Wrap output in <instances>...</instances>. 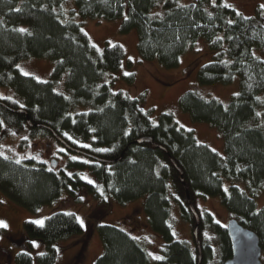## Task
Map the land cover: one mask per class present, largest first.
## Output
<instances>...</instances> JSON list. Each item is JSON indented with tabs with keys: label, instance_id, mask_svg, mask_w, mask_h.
Instances as JSON below:
<instances>
[{
	"label": "trees",
	"instance_id": "16d2710c",
	"mask_svg": "<svg viewBox=\"0 0 264 264\" xmlns=\"http://www.w3.org/2000/svg\"><path fill=\"white\" fill-rule=\"evenodd\" d=\"M65 1L0 0V87L15 95L13 100L0 97V101L26 112L15 113L0 105V131L3 123L16 131L27 130L30 136H53L52 130L71 147L104 161L67 149L91 163L70 159L55 171L31 159L0 155V191L31 212L52 203L63 191L73 197L78 189L101 202L106 197L120 204L144 198L148 226L163 241L158 255L128 231L99 224L102 252L92 264H197L193 237V244L175 238L170 225L173 203L184 222L195 223L181 173L199 217L201 264H211L213 256V245L201 240L204 227L216 237L217 264L231 256V244L224 225L210 212H198L194 205L198 197H218L233 218L258 235L263 252L264 208L257 209L255 198L264 193V11L258 7L246 15L224 0H73L74 9L67 11L62 6ZM75 13L121 19V34L137 33L139 57L156 60L165 68L177 67L181 55L198 38L205 39L212 59L198 69V83L228 85L238 78L239 90L227 104L188 90L179 106L193 121L208 123L222 133L224 155L197 142L170 112L161 113L154 123L150 111L144 110L145 95L129 97L113 90L114 79L109 80L108 73L121 68L124 51L118 44L99 51L73 20ZM28 57L53 60L49 80L39 81L18 70L17 63ZM126 64L131 66L130 61ZM63 78L66 94L57 91ZM123 78L134 82L132 72ZM80 106L85 109L71 113ZM26 116L50 130L28 127ZM140 137L152 142H133ZM76 170H87L102 188ZM224 180L230 182L227 191ZM237 182H244L247 192ZM22 228L45 251L34 257L20 251L16 264H55L59 252L55 244L83 232L77 217L64 211H53L43 224L26 220Z\"/></svg>",
	"mask_w": 264,
	"mask_h": 264
},
{
	"label": "rangeland",
	"instance_id": "374dc122",
	"mask_svg": "<svg viewBox=\"0 0 264 264\" xmlns=\"http://www.w3.org/2000/svg\"><path fill=\"white\" fill-rule=\"evenodd\" d=\"M189 0H182L183 3ZM238 11L246 15L255 13L258 7L264 11V0H224ZM62 6L65 10L74 9L73 0H66ZM160 13L161 5L157 7ZM264 13V12H263ZM73 20L79 22L90 42L101 51L106 45L118 44L124 51V61L118 71L108 73V79L113 80V90L119 91L129 97L145 95L144 110L150 111L151 120L156 123L161 113L170 112L177 124L191 130L199 143L206 144L212 150L224 155V141L222 133L205 122H195L179 106L181 95L193 90L204 98L216 99L227 104L232 95L239 90V79L235 78L231 84L200 85L197 81V72L200 66L211 61L212 53L208 43L203 38H198L193 48L180 57L177 67L165 68L156 60L145 61L137 52V33L132 30L121 34L119 26L121 19L107 21L100 18L80 16L75 13ZM130 61L128 67L126 62ZM53 60L46 57H28L17 63L18 70L25 75L32 76L39 81L50 79L53 70ZM130 68V69H129ZM134 75V82L129 84L123 76L130 73ZM57 91L66 94L64 90V78L57 85ZM0 97L14 99V93L4 87H0ZM85 107H77L71 113L84 110ZM83 145V143H77ZM40 152L36 157L34 154ZM0 155L9 156L15 160L31 159L35 163L45 164L50 167V160L57 164L53 169L58 171L66 166L68 160L73 159L91 163L85 156L74 154L61 145L58 140L49 135L30 136L27 130L16 131L12 126L3 123L0 131ZM72 172V170H68ZM85 180L95 184L99 189L101 183L90 175L87 170L77 171ZM230 182L223 181V188L228 190ZM237 185L247 192L244 182ZM104 202L99 201L83 189H78L72 197L67 191H63L52 203L41 206L35 212H31L13 202L0 191V221L7 227L0 226V264H16L15 257L20 252H27L32 257L45 251L40 241L28 239L22 225L26 220L42 221L53 211L73 213L79 222H83V232L68 239L57 242L59 249L55 264H92L94 259L102 252V243L97 233V225L110 224L128 231L137 238L146 250L158 255V248L162 246L161 237L148 226L142 204L144 198L120 204L112 198L106 197ZM257 209L264 208V193L255 198ZM198 212L208 211L214 220L224 226L233 218L224 208L218 197H198L194 201ZM42 223V224H43ZM170 225L175 238L187 240L193 244V225L184 222L180 216L176 204L171 205ZM201 240L213 245L211 264L219 261L218 245L214 234L206 227L202 229ZM29 244L32 246L29 249ZM260 260L264 264V251ZM36 264V263H35ZM149 264H155L151 262Z\"/></svg>",
	"mask_w": 264,
	"mask_h": 264
},
{
	"label": "water",
	"instance_id": "95a60500",
	"mask_svg": "<svg viewBox=\"0 0 264 264\" xmlns=\"http://www.w3.org/2000/svg\"><path fill=\"white\" fill-rule=\"evenodd\" d=\"M0 105L7 107L9 111L26 115V112L23 109H12L6 106L1 101H0ZM26 124L30 128L31 127H44L45 129L50 130V127L46 125H42L39 123H31V121L29 120L27 116H26ZM50 131L52 135L55 137V139H57L64 146L65 149L72 150L75 153L83 154L94 160L104 161L103 159L97 156L87 154L79 149L71 147L67 142H65L59 136H57L55 132H53L52 130ZM133 142L143 143V142H152V140L149 137H140L134 140ZM34 155L36 157H39L41 153L36 152ZM56 164L57 162L54 159L50 160L51 169H54L56 167ZM180 181L182 183V186L185 189V195H186V201H187L188 207L194 216L195 223L192 229V236H193L196 248H197V264H201V248H200V241L198 237L199 217L187 193L186 186L184 184L181 173H180ZM225 227H226V231H227L230 244H231V256L228 259H226L222 264H262L260 260L262 248L259 243L258 235L251 229L244 227L235 218H230L227 221Z\"/></svg>",
	"mask_w": 264,
	"mask_h": 264
},
{
	"label": "snow or ice",
	"instance_id": "6c2138e0",
	"mask_svg": "<svg viewBox=\"0 0 264 264\" xmlns=\"http://www.w3.org/2000/svg\"><path fill=\"white\" fill-rule=\"evenodd\" d=\"M21 31H24V30L21 29ZM0 124H2V122H0ZM73 159H75V157H74ZM35 223H37V224H42L43 222H42V221H35ZM82 223H83V222L81 221V224H82ZM0 226L7 227V225L4 224L2 221H0ZM157 259H160V257H157Z\"/></svg>",
	"mask_w": 264,
	"mask_h": 264
}]
</instances>
